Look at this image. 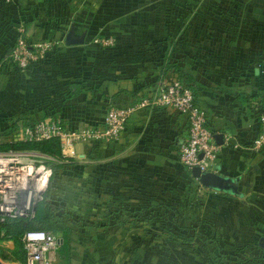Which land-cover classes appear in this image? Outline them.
<instances>
[{
  "label": "crops",
  "instance_id": "obj_1",
  "mask_svg": "<svg viewBox=\"0 0 264 264\" xmlns=\"http://www.w3.org/2000/svg\"><path fill=\"white\" fill-rule=\"evenodd\" d=\"M187 3L0 0V129L7 120L36 117L32 107L39 103L40 109L45 108L41 115H58L70 127L99 123L110 103L130 104L155 90L160 81L175 77L161 75L164 65L174 62L192 76L195 101L205 109L213 134L221 133L213 170L237 176L243 197L249 195L251 204L264 209V148L250 146L259 128L258 102L261 95L264 98V75L258 79V64L264 66V0H247L242 15L239 7L240 19L232 31L225 30L230 22L227 18L211 21L205 15L195 16L194 4L188 8ZM175 4L185 7L184 13L175 15L182 25L165 34L162 12L167 7L175 12ZM151 11L153 27L147 30L144 24L151 23ZM19 22L30 37L54 42L45 59L23 70L7 57ZM197 23L201 26L196 27ZM101 35L112 36L113 44L99 46L94 39ZM73 84L80 89L69 95ZM186 126L185 114L142 107L130 116L115 140L77 143L73 158L81 166L90 163L95 204L100 198L122 200V204L129 196L143 200L146 186L168 189L180 181L184 186L181 198L193 209L190 217L194 218L197 209L200 217L213 224L226 219L234 227H242L237 219L243 214L242 205L240 202L236 208L235 195L183 175L177 149ZM135 175L138 177L130 179ZM131 186H135L132 191ZM193 193L199 195L198 202ZM248 216L251 214L245 213Z\"/></svg>",
  "mask_w": 264,
  "mask_h": 264
},
{
  "label": "rangeland",
  "instance_id": "obj_2",
  "mask_svg": "<svg viewBox=\"0 0 264 264\" xmlns=\"http://www.w3.org/2000/svg\"><path fill=\"white\" fill-rule=\"evenodd\" d=\"M245 4L247 0H188L187 6L193 5L195 16L205 15L211 21L216 20L213 19L216 17L227 18L230 22L224 29L232 31L237 28L235 24ZM175 5V12L170 7H164L162 12V18L166 20L161 24L165 34L171 27L173 30L175 25H182L175 15L184 13L185 7ZM258 17L260 19L261 16ZM149 18L151 23L144 24L147 30L153 27L152 11ZM200 26L201 23L196 24V27ZM210 27L214 26L210 24ZM258 65V79L261 80L264 66ZM40 108V103L32 107L34 113L38 114L35 118L45 116V113L41 115L45 108ZM77 164L68 163L52 168L43 193V199L47 194L54 206L62 204L70 209L77 224L68 223L70 231L61 238L59 231L52 232L50 228L40 227L45 225L35 217L37 204L31 216H20L21 219L12 222L6 218L3 221L6 230L0 236L1 262L24 264L21 252L24 232L45 230L61 238L53 252L47 251L46 255L53 258L48 264H215L219 255L224 256L222 264H264V249H260L256 243L259 235L264 236V209L260 204L258 207L253 202L251 204L249 195L232 196L236 199V208L240 202L242 205L243 214L237 217L242 222L240 228L234 227V222L229 223L226 219L213 224L200 217L197 209L194 218L190 217L193 209L189 201L181 198L184 186L180 181L168 189H159V185L152 184L146 186L141 194L144 200L129 196L122 204V200L104 201L100 198L95 205L90 163L85 161L82 166L79 164L81 172ZM134 187L131 186L130 190ZM193 194L194 200L198 202L199 195ZM245 213L251 216L245 217ZM191 224L196 226V230L188 227Z\"/></svg>",
  "mask_w": 264,
  "mask_h": 264
},
{
  "label": "built area",
  "instance_id": "obj_3",
  "mask_svg": "<svg viewBox=\"0 0 264 264\" xmlns=\"http://www.w3.org/2000/svg\"><path fill=\"white\" fill-rule=\"evenodd\" d=\"M94 41L102 47L110 46L112 36H97ZM45 38H32L21 22L16 25L14 38L8 50V60L23 70L45 59L53 47ZM163 107L186 116V135L178 144L177 158L186 169L196 165L200 170H213L218 144L207 123L206 111L199 105L187 85L176 77L163 80L158 87L136 101L120 106L110 103L99 123L70 127L58 115L35 118L28 123L17 122L6 133H0V142L33 141L56 137L64 159L76 155V144L106 143L118 138L130 116L138 108ZM259 128L251 138L254 150L264 148V113H258ZM58 160L31 148L8 146L0 149V223L6 218L31 216L35 204L43 198L52 164ZM3 229L0 227V236ZM56 234L45 230H28L22 236L24 264H48L47 251L59 245Z\"/></svg>",
  "mask_w": 264,
  "mask_h": 264
},
{
  "label": "trees",
  "instance_id": "obj_4",
  "mask_svg": "<svg viewBox=\"0 0 264 264\" xmlns=\"http://www.w3.org/2000/svg\"><path fill=\"white\" fill-rule=\"evenodd\" d=\"M13 22H15V21H13ZM165 73L175 75V77L178 78L179 80H182L192 92V89H191L192 88V86H191L192 85L191 84L192 76L186 70L182 69L180 66H178L174 62H169V63L165 64L161 70V75L165 74ZM70 89H73V90L71 91ZM70 89L67 91V94L72 95V93H74V91H79L80 87L73 84V85H71ZM192 94H193V92H192ZM139 98L140 97H138V98L136 97V99L134 101H136ZM258 110H259V112L264 113L263 95L260 96V99L258 102ZM47 115H50V114H47ZM34 119H35V117L34 118L33 117H31V118L19 117L18 119L7 120L6 126L2 129H0V133H6V131H8L10 128L14 127L18 121L23 124V123H28ZM8 146L15 147V148H31V149H35V150H38L40 152H43L45 154L52 156L58 160L57 162L52 164V166H51L52 168L60 167L62 165L68 164V163L69 164L70 163L76 164L73 157H69L67 159H64V157L61 156L58 139L56 137H50L47 139L33 140V141L16 140L13 142H7V141H1L0 142V149L6 148ZM77 166L79 167L80 165L77 164ZM187 174H189V171H188V169L185 168L183 175L186 176ZM136 177H138V176L137 175H135L134 177L131 176L130 179H135ZM43 198L41 199L42 201L39 200L36 203L37 206H36L35 217L39 223H41L42 225H45V226H40V227L45 228V229L50 228L52 230V232L59 231L61 234V238L66 237L68 235V232L70 231V228H69V226H67V224L68 223L69 224H71V223L77 224L78 221L76 220V218H74L72 216V214H73L72 211L70 209H68L65 205L59 204L58 206H54L53 203L49 200V198H47V194H45V200ZM144 199L145 198H143V200ZM93 201H95V200H93ZM17 219H21V218H19V217L9 218L7 221L12 222V221L17 220ZM4 224H5V222L0 223V226L3 225V227H1L3 229V233L6 230ZM188 227H191L192 229L196 230L195 225H190ZM206 237L210 238V236H206ZM21 252L23 255V249L21 250ZM223 257L224 256L219 255V258L216 259L215 264L224 263Z\"/></svg>",
  "mask_w": 264,
  "mask_h": 264
},
{
  "label": "water",
  "instance_id": "obj_5",
  "mask_svg": "<svg viewBox=\"0 0 264 264\" xmlns=\"http://www.w3.org/2000/svg\"><path fill=\"white\" fill-rule=\"evenodd\" d=\"M213 138L216 143H220L221 133H214ZM189 174L195 178L202 186L209 187L213 190L221 191L226 194L241 196L242 192L237 185V176H226L212 170H200L194 165L189 168ZM258 246L264 248V237L260 236L257 242ZM0 264H4L0 261Z\"/></svg>",
  "mask_w": 264,
  "mask_h": 264
}]
</instances>
